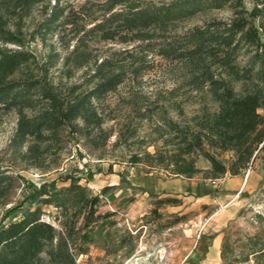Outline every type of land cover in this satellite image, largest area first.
<instances>
[{
    "label": "trees",
    "instance_id": "1",
    "mask_svg": "<svg viewBox=\"0 0 264 264\" xmlns=\"http://www.w3.org/2000/svg\"><path fill=\"white\" fill-rule=\"evenodd\" d=\"M73 1L0 0V114L17 116L11 160H0V206L22 187L13 167L55 171L70 148L103 160L112 138V149H126L127 164L146 174L223 180L253 166L264 149V0L250 10L244 0ZM225 8L227 20L176 30ZM34 42L45 51L40 61L28 49ZM155 58L168 65L172 87L148 93L143 77ZM198 159L208 166L198 168ZM77 172L61 186L27 188L8 210L0 264H77L88 255L113 213L99 212L100 196ZM180 205L157 198L151 214ZM219 260L264 264V211L252 212L243 229L222 231Z\"/></svg>",
    "mask_w": 264,
    "mask_h": 264
},
{
    "label": "rangeland",
    "instance_id": "2",
    "mask_svg": "<svg viewBox=\"0 0 264 264\" xmlns=\"http://www.w3.org/2000/svg\"><path fill=\"white\" fill-rule=\"evenodd\" d=\"M83 1H73V4ZM253 2L243 1L247 10ZM231 14L227 8L200 14L179 23L176 30L181 33L208 19L227 20ZM28 49L38 61L42 60L45 51L39 43H31ZM154 60L153 70L143 77L142 87L148 93L172 87L168 65L157 58ZM193 109L196 107H187L186 113ZM16 120L14 112L0 114V160L4 164L11 160L7 148ZM113 142L114 138L103 160L87 156L81 148H70L69 153L63 155L58 170L42 173L21 165L13 167L12 174L21 177L24 184L22 181L12 203L0 206V222L9 209L21 203L27 188L50 182L61 186L63 177L77 170L81 184L87 186L92 195L100 196L99 212L113 213L93 233L100 248L90 250V255L77 260V264H220L219 257L212 251L216 240L221 241L222 231L229 226L243 229L252 212L264 211V149L257 153L253 166L241 176L226 175L218 186H212L210 180L204 181L201 176L183 179L169 177L163 172L146 174L143 166L128 165L129 152L123 148L112 149ZM196 165L201 169L208 166L203 159H198ZM146 179L154 184L161 183L164 189L144 194L142 187L147 185ZM104 187L112 190L102 196ZM157 198L178 199L181 205L158 209L161 217L157 218L151 214ZM44 210L54 213L49 207ZM204 239L209 240L206 247L200 244Z\"/></svg>",
    "mask_w": 264,
    "mask_h": 264
},
{
    "label": "crops",
    "instance_id": "3",
    "mask_svg": "<svg viewBox=\"0 0 264 264\" xmlns=\"http://www.w3.org/2000/svg\"><path fill=\"white\" fill-rule=\"evenodd\" d=\"M234 178H236V177H234ZM144 182H146V184H147V185H143L144 187H142L143 190H144V194H147L146 192H149L150 193V192H152L153 190H155L157 188L158 189H164V187H162V184L161 183H157V184L155 183L154 184V182L152 180L151 181H148V179L144 180ZM114 185H115V183H114ZM126 225L128 226L129 223H126ZM207 242H209V240L208 239H204L203 241H201L200 244H204L203 246L206 247L207 244H208ZM219 246H220V241L218 242V251H217L218 252V257H219ZM95 248L96 249H99L100 248L99 243H97L96 241H94V243L89 247V251L92 250V249H95ZM88 255H90V252H88ZM88 255L82 256V257H87ZM213 255H214V252H213ZM82 257H80V258H82ZM79 259H78V262H79Z\"/></svg>",
    "mask_w": 264,
    "mask_h": 264
},
{
    "label": "bare ground",
    "instance_id": "4",
    "mask_svg": "<svg viewBox=\"0 0 264 264\" xmlns=\"http://www.w3.org/2000/svg\"><path fill=\"white\" fill-rule=\"evenodd\" d=\"M218 242L219 240H216V242L214 243V247H213V252H214V255L218 257Z\"/></svg>",
    "mask_w": 264,
    "mask_h": 264
},
{
    "label": "built area",
    "instance_id": "5",
    "mask_svg": "<svg viewBox=\"0 0 264 264\" xmlns=\"http://www.w3.org/2000/svg\"><path fill=\"white\" fill-rule=\"evenodd\" d=\"M220 181H222V180H210V184L212 186H218L220 184Z\"/></svg>",
    "mask_w": 264,
    "mask_h": 264
}]
</instances>
